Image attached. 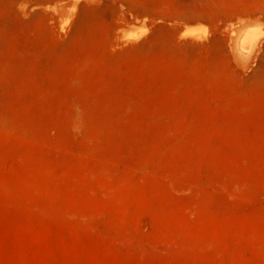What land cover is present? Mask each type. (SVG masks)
<instances>
[{
  "label": "rangeland",
  "instance_id": "obj_1",
  "mask_svg": "<svg viewBox=\"0 0 264 264\" xmlns=\"http://www.w3.org/2000/svg\"><path fill=\"white\" fill-rule=\"evenodd\" d=\"M0 264H264V0H0Z\"/></svg>",
  "mask_w": 264,
  "mask_h": 264
},
{
  "label": "bare ground",
  "instance_id": "obj_2",
  "mask_svg": "<svg viewBox=\"0 0 264 264\" xmlns=\"http://www.w3.org/2000/svg\"><path fill=\"white\" fill-rule=\"evenodd\" d=\"M254 37H255V33H252V31L249 28H244L243 30H241V32L239 33V36L236 40L237 46L246 44L251 39L253 40ZM247 46H249V44ZM247 46H245L244 50L246 49L247 51H249L250 48Z\"/></svg>",
  "mask_w": 264,
  "mask_h": 264
}]
</instances>
